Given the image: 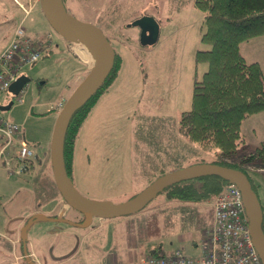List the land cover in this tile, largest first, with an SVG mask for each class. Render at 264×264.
Masks as SVG:
<instances>
[{"label":"rangeland","instance_id":"374dc122","mask_svg":"<svg viewBox=\"0 0 264 264\" xmlns=\"http://www.w3.org/2000/svg\"><path fill=\"white\" fill-rule=\"evenodd\" d=\"M40 1L0 0V52L20 24L30 40L52 44V50L38 62L20 70L31 79L21 94L22 103L13 101L10 109L1 113L20 124L23 139L43 160V150H48L49 157V137L60 112L48 111V104L61 93L59 100L65 102L78 84L65 73L66 52L70 49L79 57L84 53L81 43L65 47L63 37L44 16ZM65 6L77 19L99 27L117 53L114 77L107 87L114 94L106 92L101 101L95 98L91 102L76 137L70 173L75 188L89 199L121 203L150 184L157 177V168L165 174L174 166L179 169L216 159L215 148H202L190 141L178 124L181 112L191 108L195 79H201L208 69L207 63L195 61L196 51L209 45L201 42L204 14L194 0H65ZM143 15L154 17L159 25L158 39L152 45L142 46L139 28L129 26ZM40 41L35 48L47 46ZM242 53L248 61L259 62L264 71V35L244 43ZM44 76L48 82L41 86ZM11 101L8 91L0 92V103ZM240 136L246 151L264 145V112L248 116L241 124ZM9 147L5 155L10 158L9 168L16 170L10 149L17 151L18 141ZM169 159L172 169L164 163ZM41 160L21 175L1 165L0 230L13 234L7 238L17 245L21 242L19 229L25 225L22 221L31 213L42 210L47 213L40 214L50 218L64 217L68 222L38 218L35 224L46 231L38 235L39 245L51 242L50 256L45 259L51 264L62 263L67 255L71 261L64 264H142L147 252L168 255L176 249L194 256L198 250L191 244V237L199 234L204 241L208 237L215 197L205 202H179L166 196V188L135 215L117 219L95 216L88 226H78L80 213L57 192L50 161L47 166ZM257 183L264 205V178ZM89 248L92 252L84 254ZM26 255L37 264L30 251ZM26 255L19 259L14 254L10 258L2 255L5 263L0 257V264H26Z\"/></svg>","mask_w":264,"mask_h":264},{"label":"trees","instance_id":"16d2710c","mask_svg":"<svg viewBox=\"0 0 264 264\" xmlns=\"http://www.w3.org/2000/svg\"><path fill=\"white\" fill-rule=\"evenodd\" d=\"M63 2L65 4V0ZM194 4L204 14L205 30L201 42L209 45L208 49L196 51L195 61L207 63L208 69L193 83L192 105L181 112L179 131L202 148H215L218 155L211 163L242 171L261 202L257 182L264 178V173L256 171L264 170V145L246 151L241 146L240 127L248 116L264 112V71L259 62L248 61L242 53L244 43L249 44L252 38L264 35V0H194ZM46 35L51 37L50 33ZM116 58L115 52L114 66L101 88L70 119L63 145L65 168L70 179L79 128L91 102L95 98L98 101L107 91L114 77ZM227 183L229 181L218 176H202L168 186L165 191L167 197L179 202H205L217 197ZM262 210L264 232V205ZM80 215L82 222L83 215ZM175 251L185 254L176 249L168 255ZM146 254L168 256L157 251Z\"/></svg>","mask_w":264,"mask_h":264},{"label":"water","instance_id":"95a60500","mask_svg":"<svg viewBox=\"0 0 264 264\" xmlns=\"http://www.w3.org/2000/svg\"><path fill=\"white\" fill-rule=\"evenodd\" d=\"M40 5L44 16L50 25L69 43L85 45L94 63L88 73L77 85L74 91L61 108L53 128L50 144V162L53 179L62 199L76 211L83 215V221L76 225L88 226L93 217H125L140 212L148 202L160 191L168 186L202 176H218L237 186L241 193L243 206L249 222L253 244L264 262V232L262 229L263 210L257 194L254 192L247 176L240 170L229 168L215 163L202 162L184 168H179L163 174L148 184L141 192L121 203L108 200H93L83 196L74 186L65 168L64 138L74 112L83 106L91 96L101 88L110 74L115 60V50L110 45L102 30L90 23L81 21L70 14L63 0H41ZM139 28V41L142 46L154 44L159 35V25L154 17L143 15L135 19L131 25ZM30 78L21 75L13 81L9 90L18 94ZM12 102L0 107L8 110ZM43 218L53 221H64L61 217L50 218L44 214H34L24 227L21 228L20 237L25 244L26 234L34 219ZM26 254V253H25ZM29 264H36L26 255Z\"/></svg>","mask_w":264,"mask_h":264},{"label":"built area","instance_id":"2783aa9c","mask_svg":"<svg viewBox=\"0 0 264 264\" xmlns=\"http://www.w3.org/2000/svg\"><path fill=\"white\" fill-rule=\"evenodd\" d=\"M41 42V41H40ZM39 43V42H37ZM41 44L44 45L43 42ZM25 38V29L20 24L14 31L8 45L0 53V92L6 90L16 79L20 70L37 61L44 48L34 47ZM21 96L18 101H21ZM64 101L54 106L60 109ZM0 133L6 146L20 138L18 124L5 120L0 113ZM33 156L32 150L20 140L16 158L25 161ZM142 264H264L256 251L250 234L248 219L245 215L241 194L234 184H227L214 202L213 224L208 237L201 243L200 256L190 257L180 251L164 257L147 255Z\"/></svg>","mask_w":264,"mask_h":264},{"label":"crops","instance_id":"0c3cea01","mask_svg":"<svg viewBox=\"0 0 264 264\" xmlns=\"http://www.w3.org/2000/svg\"><path fill=\"white\" fill-rule=\"evenodd\" d=\"M63 42L66 44L65 47L68 48V44L69 43L65 39H63ZM51 50H52V47H50L49 50H47V51L49 52ZM46 52L44 54H46ZM66 53L68 54V56L66 58L65 73H66L67 76H70L69 79L73 80V83H78L79 84L80 81H82V79L88 73L89 67H90L91 63H93L94 61L93 62L92 61L90 62L86 57L82 56V57H84V59H83L82 57H79V55H76L70 49ZM23 75H25V74H23ZM27 77H28V75H27ZM29 78H30V76H29ZM47 82H48V78H47V76H44L43 78H41V81H40L39 84L41 86H46ZM64 86L65 87H68L67 84H65ZM106 92H108L110 95H113L114 94V93L110 92L109 90H107ZM104 94H103V96H104ZM62 97H63V94L61 93L60 96L56 99V101H54V103H57V100L62 99ZM102 97H100L98 100L101 101ZM20 103H22V102H20ZM8 104L0 103V106L2 107V106H6ZM16 123H18V122H16ZM53 128H52L51 133H50L49 144H48V146H49V157L47 155L48 150H45V151L43 150V156H42L43 157V160H41L37 156V150L35 151L34 148H32V146H29V144H27L32 149V151L34 152L35 157H34V159L32 158L31 161H30L32 163L31 168L30 169H27L25 167V168H23V170L21 172H19V164H18L17 159H16V153H17L18 150L14 152V149H10V157H11V159H13V160L15 159L16 160V162H17L16 163V168L17 169L14 170V168H9L10 167V158L7 157V154L5 155V151H6V149H8L9 146H6V144H5L6 143L5 142V138L0 133V137L2 138V141H3V144H1V146H0V167H1L2 164L3 165L5 164V167L4 168L6 169V171H8L10 173H15V174L21 175L22 173H25V172L29 173L28 172L29 170H33L34 167H35V163H36V160L37 159L43 161L44 163H47V166H48L49 165V161H50V144H51V138H52ZM20 133H21V136H24L23 133L21 132V126H20ZM12 144H11V146H12ZM164 163L167 165V169H172V168H170L171 167V165H170V159L167 162H164ZM50 164H51V162H50ZM174 167H176V168H173V169H177L178 168V166H174ZM155 173H157V176H158V175L163 174L164 171L162 170V168H157V171ZM150 175H155V174L152 173ZM56 190H57V187H56ZM57 192H59V191L57 190ZM39 213H44L45 214L47 212L41 210ZM33 214L34 213H31L30 215H33ZM115 219H117V218H115ZM25 220H26V218L24 219V221H22V223L25 222ZM35 224H37V219H34L33 220V222L31 223V225L29 226V228L27 230L25 244L22 242L21 237H20V231H21V228L22 227L19 229V239L21 240V242L19 244L17 243V245H16V243H15L14 240H13L14 241V244L13 243H10V241H9V239L12 238V235L13 234H10L9 232L6 234L2 230H0V257L3 259V262H4V258H3L4 256H2V255L7 254V257L10 258V256H12L14 254L19 259L20 257H24V255H26L25 253H28L29 254V251H30V253L36 257L37 264H51V262H49V260H45L46 257L50 256V250L51 249L49 247H51V245H50L51 242H48L47 241L46 242L47 245L43 244L42 247L39 245L38 240H39V236L41 234L40 232H46V231L42 230L39 227V223H38V226L37 227H35ZM44 224L45 223H42L41 225H44ZM198 239H200V243H201L202 236H200L199 234H198V237H195V238H192L191 237V244L193 246H195L196 251L198 250V252H197L196 255H198V253H199V247H200V243H197L196 242V240H198ZM17 251H18V253H17ZM91 252H92V249L89 248V249H87L84 252V254H89ZM141 254H142V252H139V256ZM196 255H194V256H196ZM67 256L64 257V258H67L66 260L61 261L62 263H57V264H64V263L70 262L71 261V257H70V255L68 257ZM64 258H61L59 260H62ZM31 260L34 261L33 259H31ZM25 262H26V264H29L26 261V259H25ZM138 262H139V258H138Z\"/></svg>","mask_w":264,"mask_h":264},{"label":"bare ground","instance_id":"6f19581e","mask_svg":"<svg viewBox=\"0 0 264 264\" xmlns=\"http://www.w3.org/2000/svg\"><path fill=\"white\" fill-rule=\"evenodd\" d=\"M78 51V50H77ZM82 52L84 53V56L91 62H93V59L91 58L90 53L88 52L87 48L85 47V45H82ZM79 53V51H78ZM94 63V62H93ZM93 63H91V65H93Z\"/></svg>","mask_w":264,"mask_h":264}]
</instances>
